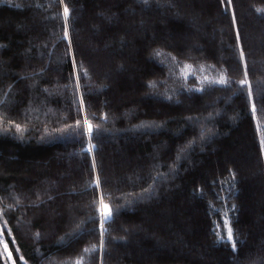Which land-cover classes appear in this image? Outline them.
Returning <instances> with one entry per match:
<instances>
[{
	"label": "trees",
	"instance_id": "trees-1",
	"mask_svg": "<svg viewBox=\"0 0 264 264\" xmlns=\"http://www.w3.org/2000/svg\"><path fill=\"white\" fill-rule=\"evenodd\" d=\"M64 3L72 10L70 27L74 46L78 53H83L84 67L89 71L88 77H82L81 84L84 90L91 89L94 106L89 112L96 113L92 122L100 129L93 143L97 145L94 155L103 182L104 199L116 210L114 220L106 222L108 242L104 264H118L112 259L116 255L112 247L129 242L120 226L135 222L143 214L149 219L148 228L154 231V242L145 243L144 260L140 261L141 256H133L124 259L123 264L147 261L153 264H212L170 252L163 243L158 245L159 241L171 237L183 245L203 246L215 264H236L238 260L245 264H264V244L261 243L264 158L259 155L258 135V126L259 134H264V101L257 95L256 119L253 120L247 103V89L234 93L235 85H213L202 93L178 94L175 91L171 94L169 91L174 87L199 88L201 84L196 76H216L222 67L229 69L228 74L234 80L240 78L231 70L236 63L233 56L235 34L232 33L230 38L229 21L220 15L217 0H147V5L143 0H64ZM234 4L255 95L264 90V56H254L256 42L249 35V28L264 30V0H234ZM106 9H111L113 24L118 28L104 22L102 13ZM175 9H182L185 19L189 17L196 21L197 29L201 26L203 32L195 33L196 41L212 53L207 59V65L212 67L205 66L203 72L198 69L204 53L191 54L197 62L187 60L193 65L188 71H195L196 75H189L187 79L181 75L183 64L176 65L168 55H176L174 34L170 33ZM137 11L143 17L135 19ZM161 12H167L164 21L160 19ZM61 14L60 0H0V59L7 61L8 66L7 73L0 70V209L4 210L0 219L7 221L5 240L15 264H23L20 256L28 264H75L80 258L81 264H96L100 256L98 247L93 252L82 251L92 243L98 244V240L93 235H69L74 223L69 226L66 216L59 221L52 220L53 233L43 238L41 234L49 220L42 209L55 207L61 199L53 204L36 206L37 197L43 200L46 190L53 189L47 191L48 195L62 192L60 187L64 181L58 176L68 163L72 167L68 186L76 191L69 194L67 189L65 195L81 204H87L93 198L92 156L85 151L87 140L82 129L80 136L53 133L55 138L41 139L45 128L51 132L76 118L72 107L75 84V79L71 78L72 61L66 56L67 42L59 39L63 30ZM141 20L151 25L147 28V36L130 43L137 31H142ZM216 24L218 30H223L220 31L223 37L221 35L222 38L216 41L205 38L204 34L217 28ZM80 28L90 32L96 40L95 46L99 44L100 50L108 56L113 68L106 69L109 70L105 74L107 79L99 78L93 72L90 64L93 55L77 38ZM159 40L162 43H158ZM169 44L173 46L169 47ZM153 50L160 51L161 55L155 57ZM76 58L81 60L79 54ZM179 59L184 61L185 57ZM25 62L29 67L22 69ZM46 64L48 67L41 74L38 70ZM127 69L137 73L135 90L144 89L146 96L129 105L130 98L126 101L128 105L121 106V94L131 89L124 74ZM27 73L35 74L31 79L17 80V74ZM138 80L144 84H138ZM149 82L153 86H149ZM163 85L166 93L159 96ZM112 86L118 89L117 93L111 91ZM167 92L171 97L174 95L175 100L165 99ZM214 96L217 97L215 102ZM206 103L211 107H206ZM101 112L105 113L106 119H100ZM209 112L213 113L211 123L204 121ZM9 120L21 124L22 134L17 132L14 124L9 127ZM208 128L213 129L214 135L202 142L200 133ZM240 149L250 150L253 154L261 196L255 216L250 198L242 193L245 180L241 179L236 165L226 159L228 156L239 157ZM121 152L138 154V160L130 161L129 166L132 165L134 170L126 171V175L121 171L108 173L103 163ZM229 167L237 173L235 190L230 188ZM56 180H59V187L54 186ZM213 180L217 189L221 181L227 182L219 199L211 191ZM127 201H133L132 205L118 207ZM233 204L235 210H231ZM9 205H12L11 209ZM224 214L234 227L238 248L246 250L247 255L232 254L230 245L225 241L217 242L215 234L222 229ZM86 215H94V207L91 211H79L76 219ZM25 227L29 228V235L22 233ZM87 227L92 228V223ZM36 233L40 235L36 236ZM113 237L117 239L113 240ZM259 244L263 252L257 255L254 250ZM148 256L153 257V261ZM0 264H5L1 243Z\"/></svg>",
	"mask_w": 264,
	"mask_h": 264
},
{
	"label": "snow or ice",
	"instance_id": "snow-or-ice-1",
	"mask_svg": "<svg viewBox=\"0 0 264 264\" xmlns=\"http://www.w3.org/2000/svg\"><path fill=\"white\" fill-rule=\"evenodd\" d=\"M144 4L147 5V0H143ZM60 4L62 5V18H63V30H62V36L59 37V39H62L63 41L67 42L66 45V56L71 57L72 61V73L71 78L75 79V84L73 88L74 92V99L72 100V107L75 108L76 112V118L72 120L71 123H64L62 127L52 129L51 132L48 131L47 128H45L44 133L41 136L42 140L55 138L53 136V133H59L62 136H66L68 134L74 135V136H80L81 135V129H82V135L87 140V146L85 151L92 156V162H91V171L93 173L91 184L93 185V198L88 201L87 204L81 205L79 202L73 203L71 200L68 202H64L62 200V197L65 195L63 192L55 191L52 195H48L47 191H52L53 189L50 188L46 190L45 196L43 200H40L39 197H37L38 204L37 207H40L44 205L45 203L53 204L57 199H61V203L57 204L55 207H51L49 209H42L43 213L46 214L50 219H52L54 222L62 220L65 216V214L70 215L74 220V228L69 235H80V234H87V235H93L95 239L98 240L97 243H92L91 245L85 247L82 251L83 252H93L97 250V247L99 249L100 256L96 261V264H104V255L106 250V243L108 242L106 233L108 231V228L106 227V222L114 220L115 212L116 210L113 209L110 203L106 202L104 199V192L102 190V181L100 179V176L98 175V166L96 157L94 155V151L97 148V145L93 143L95 139H97V136L99 135V125H94L92 120L96 117V113L89 112V109L94 106V102L91 98V89L84 90L81 84L82 77H88L89 71L84 67V60H83V53H78L76 47L74 46V38L71 35V27L70 22L72 21L71 16V9L70 7L64 3V0H60ZM174 5H169V7H173ZM19 7V5H17ZM217 9L220 13V15L224 16L225 19L229 21V34L231 38V34H235V42H234V51L233 56L236 58V63L232 67V71L237 73L240 78L239 79H233L228 73L229 69L226 67H222L219 74L216 76H209V75H199L196 76L197 80L200 82L201 87L190 89L187 87H180L178 89H175V91L179 93H185L190 91L195 92H204L207 88H210L213 85H221V86H228L233 88L234 93H239L243 89H247L246 97H247V103L251 109L252 112V118L253 120L256 119V112H257V104H256V98L257 95L259 96V99L264 101V90H262L260 93L255 94L253 92L252 82L249 78L250 76V67L249 62L247 58V54L244 47V36L242 35L241 28L238 22L237 17V11L236 6L234 4V0H217ZM259 11V9L257 10ZM104 22L109 26H114L118 28V25L113 24L114 20V14L111 12V9H106L102 13ZM175 21L173 22V27L170 29V33H173V39L175 40V47L174 51L176 52V55H172L169 53V57L172 62H174L176 65L183 64L181 75L187 79L189 75H196L195 71H188L189 69H192L193 65L187 63V60H193L194 63L197 62V58L192 57L191 52L195 51L198 53H204V56L202 57V62L199 64V71L203 72L205 66L212 67V65H207V59L209 56H212L211 52H207L201 45L198 43H191L186 44L185 41L188 40V28H191L192 22L191 20H188L185 23V16L181 14L179 11H177L175 14ZM142 31H137V33L132 37V40L130 43H136L138 41H141L143 37L147 36V28L151 25H148L146 21L141 20L140 21ZM167 27V25H165ZM119 30V29H118ZM198 31V29H197ZM155 38H153L154 42ZM169 47H172V44L168 45ZM262 46H264V41H262ZM93 47H95L93 45ZM230 48L233 46H229ZM187 49V52L185 51ZM81 56V60H77V55ZM153 55L155 57H159L161 55L160 51L153 50ZM180 56H184V61H181L179 59ZM50 63V62H49ZM158 63L163 64V61H159ZM25 68L29 67V65H25ZM48 65L46 64L44 67L40 68L38 71L42 74L46 69ZM35 73H27L24 75L17 74V80H27L31 79V77ZM149 86H153L152 82H149ZM11 87V85L9 86ZM28 87V86H26ZM46 91V89H45ZM165 99L171 100L172 97L169 95L164 96ZM206 107H211L209 104H205ZM72 107H70L69 112L71 113ZM71 119V116L69 117ZM213 118V113L209 112L206 117H204V121L207 123H211V120ZM100 119H106L105 113H100ZM188 119H191L189 117ZM14 122L12 120L8 121L9 127H12ZM161 125H157L159 127ZM14 127L16 128L17 132H21V124L15 123ZM203 127V125H202ZM95 129V134H94ZM214 135V131L211 128H208L204 131H201L200 133V140L203 142L207 139V137ZM258 135H259V155L261 158H264V134H259V126H258ZM191 143V142H190ZM227 171L231 174V184L230 188L232 190H235L236 188V181H237V173L229 167ZM157 175H162L160 173H157ZM227 183L226 181L220 182L219 189L216 188L215 180L212 181L213 188L211 191L213 192V195L215 198L219 199L221 196V193L223 192V185ZM75 188L69 189V194L72 192H75ZM231 194V193H229ZM227 197H225L226 199ZM17 204H19V200L16 201ZM133 201H127L125 205H120L118 207H125V206H131ZM29 206H32L31 204ZM94 207V215H86L81 219H76V213L79 211H82L83 209H88L91 211ZM9 209L12 208V205L8 206ZM236 205H232L231 210H235ZM4 210L0 209V216L3 215ZM92 223L93 227L88 228V224ZM7 221H5L4 226L6 227ZM217 227H221L220 225H217ZM139 226H132L130 229H125L126 232H128L129 235L135 234L138 230ZM2 232L3 229L0 228V243L3 242L2 238ZM8 235L11 236V230L8 231ZM36 236H39L40 233H36ZM216 238L217 242L219 241H225L226 244L230 245L231 253L236 255H247L246 250L238 248L237 244V238L234 233V227L232 223L230 222V219L225 216L223 218V225L222 230L216 232ZM113 240L117 239L116 237L112 238ZM118 239H124V237H119ZM15 242V241H13ZM7 244L4 243V250L7 252ZM19 251V249H17ZM81 259H77L75 264H81ZM12 260L11 253L9 252L7 256L5 257V264H8V261ZM20 260L23 261V264H28V261L24 259L23 256H20ZM15 264V262H13Z\"/></svg>",
	"mask_w": 264,
	"mask_h": 264
},
{
	"label": "rangeland",
	"instance_id": "rangeland-1",
	"mask_svg": "<svg viewBox=\"0 0 264 264\" xmlns=\"http://www.w3.org/2000/svg\"><path fill=\"white\" fill-rule=\"evenodd\" d=\"M177 11H179L181 13L182 9H175V13ZM166 13L165 12L160 13V16H161L160 19H162V21H164L163 16H166L167 15ZM175 13H173V14H175ZM134 16H135V19L143 17V15L141 13H139L138 11L134 14ZM252 18L254 19V17H252ZM188 20H191V19L189 17H187L185 19V23ZM191 22H192L193 26L191 28H188V40L185 41L186 44L197 43V41H196L197 36L195 35V33L198 32V35H199L200 33L203 32L201 26H199L200 28L197 31L196 26H194L196 21L194 22V20H191ZM251 23L254 25L255 19H254V21L252 20ZM216 27L217 28H215L214 31H209L208 34H204V37L211 40V41H216V40H218V38H222L223 34L220 33V31H223V30H218L219 26L217 24H216ZM249 29H251L249 31V35L256 42V52H255L254 56H256L258 58L261 55L264 56V46H262V41H264V30L261 31L260 27L258 29H256V28L252 29L250 27ZM23 32H25V29H23ZM90 35H91L90 32H88L85 29L83 30L82 28H80L77 32L78 40L82 41L83 44L85 46H87L88 52L92 53V55H93V58H91V61H90V64L92 65L93 72L95 73V75L97 77L107 79V76L105 74H107L106 71H109V70H106V69L112 70V68H113L112 64L110 65L108 56L100 50L99 44L97 46H95L96 40L94 38H92ZM221 35H222V37H221ZM158 43H162V42L159 40ZM93 45L95 47H93ZM186 52H187V49H186ZM192 53H197V52L192 51L191 54ZM146 59L148 60V55L146 56ZM151 59H152V56H151ZM113 61H115V60H113ZM252 64H254V63L252 62ZM25 65H28V63H26V62L23 63L22 69H25V67H24ZM109 65H110V67H109ZM113 65H114V63H113ZM107 66L109 68H107ZM123 68H125V66ZM0 70L2 71L3 74L8 72L7 61L0 59ZM124 74L126 75L128 85L131 89L127 90L125 92V94H121L120 99H119V105L123 106V105H128V104L129 105L135 104V103H138V101L145 99L146 94H145L144 89H141L138 92L135 90V87H136L135 79L138 76L137 73L133 72L132 70L127 69V71L124 70ZM110 79L113 80L114 77L113 78L110 77ZM139 82H141V84H142L143 81L138 80V84H139ZM143 84H144V82H143ZM132 87H134V88H132ZM163 87H164V85H163ZM174 89H175V87L172 89H169L171 94L175 92ZM117 90L118 89L115 86H112V88H111L112 92L117 93ZM165 90H166V88L164 87L163 90L161 92H159L160 93L159 96H162L163 94H165L166 93ZM167 95H169L168 92H167ZM169 96H171V95H169ZM216 96H219V95H216ZM216 96L213 97L214 98L213 102H215V100L217 98ZM130 98H131V102L126 104V101ZM172 100H175L174 95L172 96ZM215 149H217V148H215ZM108 155H110V154L108 153ZM237 155L239 157L228 156V157H226V159L228 161H230V163L236 165V167L238 168V170L240 172L241 179L245 180L246 183L244 184L242 193L246 194L248 196V198H250V200L252 202V204H251L252 215L255 216L254 213L257 211L256 207H257V205H259L261 203V196H260V193L258 190L259 184L256 181L257 175H256L255 170H254L253 154H252V152H250V150L240 149L239 152L237 153ZM138 159H139L138 154H136L134 152L130 153L129 155L128 154L124 155L123 152H121V153L117 154L114 158L108 157L107 163L106 162L103 163V166H104V169L107 170L108 173H112V172L114 173V172H120L121 171L120 173H123L126 175V171H127V173H130V171H132V169L134 168L132 165L129 166L130 161L134 162L135 160H138ZM71 168L72 167H71L70 163L66 164L65 167L59 172L60 174L58 176L62 181H64V184L60 188H61L62 192L65 194H66V190L70 189L68 184L70 185V183H71V179H70ZM57 181H59V180H56V182H54V184H55L54 186L59 187L60 184ZM69 200H71L73 203H76V201L74 199H71L70 197H68V195H64V202H68ZM188 203H190V202H188ZM81 205H83V204H81ZM82 211H84V209ZM77 213H76V215H77ZM224 215L227 216L226 214H224ZM65 216L68 219V225L69 226L74 223V220L70 215L65 214ZM141 216L142 217H140L138 220H136L133 223L129 222L127 224L120 226L122 233L125 234V236L129 242H128V245L119 244L117 247H114V246L112 247V252L115 253V251H116V255H114V257H112V259L115 263L117 262L118 264H123L124 259L133 258V256H135V257L141 256L140 261L142 259L144 260V252L147 250L145 247V243L151 242V241L154 242V238H155L154 231L152 228H148V226H147V224L149 223V219L145 214H143ZM48 220H49L48 226L41 234L43 238H47V237L51 236V234L53 233V230H54L53 222H51L52 219H50L48 217ZM4 223L5 222H3L0 219V228L3 229L2 238H3V242L6 243L4 230L7 229V227L4 226ZM134 225L139 226V228L135 234L129 235L128 232L125 231V229H130ZM257 225L260 226L259 222H257ZM220 230H222V229H220ZM22 233L29 235V233H30L29 228L25 227L24 229H22ZM261 236H263L261 243L264 244V232H261ZM4 243H1L3 250H4ZM162 243L170 249L169 250L170 252L173 251L178 255H184L190 259L196 258V259H200V260L205 261V262H210L212 264H215L212 257L204 249L203 246H191L188 244L183 245L180 240H177V239L175 240L174 237H171L169 240L159 241L158 245H161ZM260 244L254 250L255 251L254 253L257 255H258V253L263 252V247H261ZM8 253H9L8 250H7V252H5V250H4V258L7 256ZM117 253L119 255H117ZM121 255L124 257L120 258ZM148 258H149V260L153 261V257L148 256ZM230 262H232V261H230ZM8 264H13V259L11 261H8ZM52 264H55V263H52ZM142 264H153V262L147 261L146 263H142ZM176 264H181V263H176ZM219 264H221V263H219ZM230 264H234V263H230ZM236 264H245V263H242L241 261L238 260L236 262Z\"/></svg>",
	"mask_w": 264,
	"mask_h": 264
}]
</instances>
